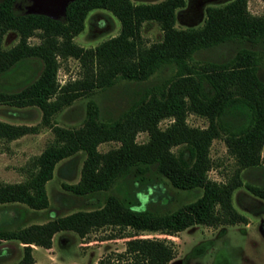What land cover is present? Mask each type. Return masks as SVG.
<instances>
[{
    "label": "trees",
    "instance_id": "obj_1",
    "mask_svg": "<svg viewBox=\"0 0 264 264\" xmlns=\"http://www.w3.org/2000/svg\"><path fill=\"white\" fill-rule=\"evenodd\" d=\"M17 1L0 0V77L34 60H39L41 68L17 89H0V105L8 106L15 118L38 109L54 140L32 159L25 181L0 184V240L22 245L21 257L12 264H33V247L51 248L56 233L74 232L83 238L107 226L117 228L114 235L129 239L122 253L100 258L96 264H168L176 256L173 242L140 237L142 232L176 236L197 224L248 223L232 200L235 193L240 206L245 207L248 199L264 202V184L244 183L240 175L264 166V14L250 13L248 0H231L207 5L201 25L181 28L176 25L177 14L187 0H72L59 17L16 11ZM93 10L113 15L120 27L117 34L85 48L74 37L85 29ZM147 21L159 25V41L147 44L143 40L141 27ZM8 32H15L18 41L3 48ZM32 36L39 42L31 44ZM224 44L235 45L231 55L195 60L200 51ZM67 58L80 62L82 76L60 84L59 59ZM120 80L143 87L118 107L116 115L105 118L93 95ZM80 98L87 99L80 125L52 123L57 113ZM188 114L205 118L207 125H189ZM164 119L170 123L162 128ZM36 131V126L0 120V139L13 140ZM140 132H146V141H137ZM214 139L224 141L237 165L225 182L208 176ZM110 141L118 146L98 149ZM78 153L84 156L79 179L62 184L66 193L94 203L120 180L128 185L125 195L107 194L95 207L78 206L41 223L8 227L20 218L17 206L48 209L46 183L57 163ZM150 175L164 178L177 190L201 189L202 193L173 211L135 209L131 190L136 182L140 187L154 183ZM7 210L14 215L8 216ZM127 228L132 231L123 234Z\"/></svg>",
    "mask_w": 264,
    "mask_h": 264
},
{
    "label": "rangeland",
    "instance_id": "obj_2",
    "mask_svg": "<svg viewBox=\"0 0 264 264\" xmlns=\"http://www.w3.org/2000/svg\"><path fill=\"white\" fill-rule=\"evenodd\" d=\"M134 1L155 2L159 0ZM229 1L231 0H221L219 2L208 0L206 4L222 5ZM188 2L189 0H187ZM15 9L19 12H37L32 6L31 0H18ZM248 10L254 15L264 14V1L248 0ZM183 15V10H179L177 27L198 26L202 24L205 18L204 10H202V14L198 19H186ZM119 27V21L113 15L106 11L93 10L88 15L85 29L74 37V41L85 48L93 47L102 40L117 34ZM141 35L147 44L159 41L162 38L159 25L153 21L143 23ZM17 41V34L8 32L3 39V48H9ZM29 42L35 44L39 42V39L32 36ZM261 46H258V48H261ZM234 49L235 45L224 44L200 51L196 54L195 60H219L231 55ZM40 68L39 60L21 65L10 74L0 77V89H17L37 75ZM81 76L82 68L77 59H59L57 80L60 84ZM142 87L138 83L120 80L113 88L98 91L93 97L99 105L103 117L106 118L110 115H116L118 107L135 97ZM86 100L80 98L70 107L57 113L53 117L52 123L63 126L80 125L85 114ZM9 112L8 106L0 105V120L13 124L36 126L37 131L13 140L0 139V184L25 181L32 159L54 140V133L51 128L41 122V112L38 109H30L28 115L18 118L11 117ZM187 122L189 125L198 127L207 125L205 118L195 114H188ZM169 123L170 119H164L160 122V126L164 128ZM136 139L138 142L146 141V132H140ZM116 146H118L117 142L110 141L101 143L98 149L106 151ZM262 156L264 157V149ZM83 157V154L78 153L73 159H65L57 163L52 179L46 183V191L50 202L48 209L33 211L25 209L22 205L17 206L15 208L19 212L18 216L20 215V218L17 222H11L8 227H14L16 224L41 223L56 214L74 211L78 206L95 207L101 204L102 201L100 200L107 194L125 195L128 185L126 181L120 180L109 191L99 194L98 198L100 200L94 203L90 199H76L66 193L62 184L78 181ZM210 158L212 167L208 172L209 178L218 182H225L234 174L237 168L235 159L228 153L222 139L213 140L210 147ZM240 175L244 183L264 184V166L252 173L243 170ZM150 176L154 179V183H147L140 187L139 182H136L134 184L135 188L131 190L129 197L133 199L132 207L135 209L151 208L159 212L173 211L181 205L195 200L202 193L201 189L177 190L170 186L164 178ZM241 188V194H244L246 190L244 187ZM232 202L240 213L247 216V224L237 223L216 227L197 224L189 226L176 236L142 232L140 237L167 238L172 241L176 249V256L168 264H264V202L255 201L251 203L248 199L245 207L240 206L235 198V193ZM13 211L7 210L6 214L12 217L14 215ZM131 231L127 228L123 234H129ZM117 232V228L107 226L93 230L83 238L74 232L56 233L51 248L33 247V264H96L100 258L106 256L115 258L117 254L125 250L126 240L129 239L128 237L114 235ZM3 251L5 254H2ZM21 255V244L14 241L0 240V264H12Z\"/></svg>",
    "mask_w": 264,
    "mask_h": 264
},
{
    "label": "water",
    "instance_id": "obj_3",
    "mask_svg": "<svg viewBox=\"0 0 264 264\" xmlns=\"http://www.w3.org/2000/svg\"><path fill=\"white\" fill-rule=\"evenodd\" d=\"M32 6L37 12L45 13L51 17H59L64 14L66 6L72 0H31Z\"/></svg>",
    "mask_w": 264,
    "mask_h": 264
},
{
    "label": "flooded vegetation",
    "instance_id": "obj_4",
    "mask_svg": "<svg viewBox=\"0 0 264 264\" xmlns=\"http://www.w3.org/2000/svg\"><path fill=\"white\" fill-rule=\"evenodd\" d=\"M221 0H214V2H219ZM206 2L208 0H189L186 6L182 9L183 16L186 19H198L202 14V10L205 13Z\"/></svg>",
    "mask_w": 264,
    "mask_h": 264
}]
</instances>
